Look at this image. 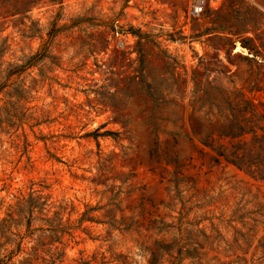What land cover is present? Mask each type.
Listing matches in <instances>:
<instances>
[{
	"label": "rangeland",
	"instance_id": "rangeland-1",
	"mask_svg": "<svg viewBox=\"0 0 264 264\" xmlns=\"http://www.w3.org/2000/svg\"><path fill=\"white\" fill-rule=\"evenodd\" d=\"M189 4L0 0V264H264V0Z\"/></svg>",
	"mask_w": 264,
	"mask_h": 264
},
{
	"label": "built area",
	"instance_id": "built-area-1",
	"mask_svg": "<svg viewBox=\"0 0 264 264\" xmlns=\"http://www.w3.org/2000/svg\"><path fill=\"white\" fill-rule=\"evenodd\" d=\"M224 4L225 0H190L188 8L189 20L195 21L207 14L218 13L223 9Z\"/></svg>",
	"mask_w": 264,
	"mask_h": 264
},
{
	"label": "trees",
	"instance_id": "trees-1",
	"mask_svg": "<svg viewBox=\"0 0 264 264\" xmlns=\"http://www.w3.org/2000/svg\"><path fill=\"white\" fill-rule=\"evenodd\" d=\"M235 167L241 171H246L248 174L255 176L257 179H263V173L261 171H251V166L247 165L244 161H229Z\"/></svg>",
	"mask_w": 264,
	"mask_h": 264
},
{
	"label": "bare ground",
	"instance_id": "bare-ground-1",
	"mask_svg": "<svg viewBox=\"0 0 264 264\" xmlns=\"http://www.w3.org/2000/svg\"><path fill=\"white\" fill-rule=\"evenodd\" d=\"M238 52H239V53H242V52H244V50H243V49H240Z\"/></svg>",
	"mask_w": 264,
	"mask_h": 264
}]
</instances>
